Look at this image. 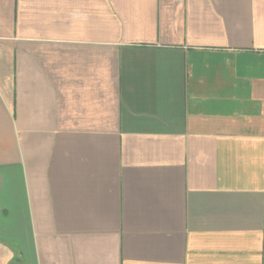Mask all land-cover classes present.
Here are the masks:
<instances>
[{"label": "crops", "instance_id": "crops-1", "mask_svg": "<svg viewBox=\"0 0 264 264\" xmlns=\"http://www.w3.org/2000/svg\"><path fill=\"white\" fill-rule=\"evenodd\" d=\"M0 264H264V0H0Z\"/></svg>", "mask_w": 264, "mask_h": 264}]
</instances>
